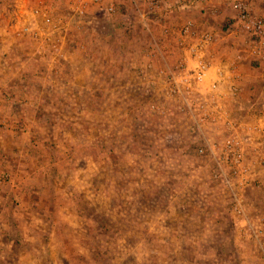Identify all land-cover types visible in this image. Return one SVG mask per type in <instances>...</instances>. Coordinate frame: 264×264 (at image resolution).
<instances>
[{
    "label": "rangeland",
    "instance_id": "obj_1",
    "mask_svg": "<svg viewBox=\"0 0 264 264\" xmlns=\"http://www.w3.org/2000/svg\"><path fill=\"white\" fill-rule=\"evenodd\" d=\"M149 14L145 0L92 9L0 107V264H264V187L234 217L185 123L148 113L133 68ZM249 67L260 108L264 78Z\"/></svg>",
    "mask_w": 264,
    "mask_h": 264
},
{
    "label": "built area",
    "instance_id": "obj_2",
    "mask_svg": "<svg viewBox=\"0 0 264 264\" xmlns=\"http://www.w3.org/2000/svg\"><path fill=\"white\" fill-rule=\"evenodd\" d=\"M124 1L127 0H38L30 9V21L22 31L30 34V25L41 23L34 36L40 33L46 37L53 32L61 35L92 9L116 15L118 5ZM168 1L145 0L147 12L159 13ZM231 10L250 38V58L263 78L264 17L256 16L241 0L234 1ZM161 33L168 35L171 31L163 28ZM219 42L213 32L200 31L187 20L176 30L175 49L179 55L176 62L154 66L150 61L135 67L140 85L146 83L150 89L148 113L159 118L180 117L194 138V154L204 160L212 182L224 184L228 193L232 189L230 213L242 218L244 192L249 185L258 184L259 169L264 167V112L252 113L251 123H240L233 117L228 105L241 94L242 58L240 55L228 61L220 58Z\"/></svg>",
    "mask_w": 264,
    "mask_h": 264
},
{
    "label": "crops",
    "instance_id": "obj_3",
    "mask_svg": "<svg viewBox=\"0 0 264 264\" xmlns=\"http://www.w3.org/2000/svg\"><path fill=\"white\" fill-rule=\"evenodd\" d=\"M234 1L237 0H169L161 7L159 13L149 14L151 17L156 16V20L153 21L151 18L152 21L149 22L152 24L146 26L149 44L143 48L138 62L134 64L133 74H136V65H144L146 62L151 61L154 66L176 62L179 57L175 49L176 30L185 21L190 20L198 30L211 31L218 36L221 40L217 47L220 58L227 61L233 60L238 55L242 58L239 68L241 94L236 101L229 102L228 108L236 121L251 123L252 113L262 114L264 112V101L260 108L258 106L255 108L254 102L252 103V100L246 98V92L251 84L248 85L244 80L249 75L247 73H249L252 49L249 36L240 28L236 14L231 10V4ZM241 1L246 3L256 16L264 17V0ZM37 2L38 0H0V107L8 105L12 101L11 91L31 88L28 82L32 80L29 73L30 66L33 64L32 59L50 57L58 62L62 47L65 45V38H62L60 33L53 32L46 37L37 33L34 36V32L38 30L39 26H42L41 23L38 26L31 24L30 34L23 33V27L27 26L30 21L29 11ZM163 28L169 29L171 33L162 34ZM46 31L48 32L49 29ZM151 54H154V57ZM254 66L255 68L251 69L259 73L255 64ZM53 71L59 73L61 70ZM15 75L17 82L12 81V77ZM21 78L24 82L19 81ZM93 78L96 79V77ZM102 89L104 88L100 87V90ZM17 103L27 104L23 98H20ZM171 117L174 118L177 115H169L166 119ZM178 122L179 120H177ZM249 187L247 190L254 187L261 190L260 188L264 187V167L259 169L258 184H251ZM263 190H261L259 198H262ZM203 196L206 197V194Z\"/></svg>",
    "mask_w": 264,
    "mask_h": 264
},
{
    "label": "trees",
    "instance_id": "obj_4",
    "mask_svg": "<svg viewBox=\"0 0 264 264\" xmlns=\"http://www.w3.org/2000/svg\"><path fill=\"white\" fill-rule=\"evenodd\" d=\"M105 74V72L103 73V75ZM108 74H110V73H108ZM146 110V109H145ZM146 112H147V110H146ZM162 119V118H161ZM185 134V133H184ZM191 148H192V151H193V153H194V148H195V143L193 142L192 143V145H191Z\"/></svg>",
    "mask_w": 264,
    "mask_h": 264
}]
</instances>
